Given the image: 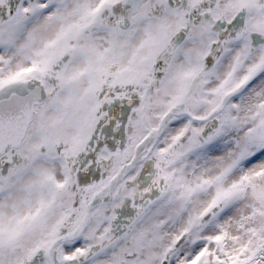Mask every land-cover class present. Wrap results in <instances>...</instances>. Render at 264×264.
Listing matches in <instances>:
<instances>
[{
    "label": "snow or ice",
    "instance_id": "obj_1",
    "mask_svg": "<svg viewBox=\"0 0 264 264\" xmlns=\"http://www.w3.org/2000/svg\"><path fill=\"white\" fill-rule=\"evenodd\" d=\"M0 264H264V0H0Z\"/></svg>",
    "mask_w": 264,
    "mask_h": 264
}]
</instances>
